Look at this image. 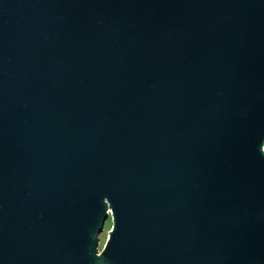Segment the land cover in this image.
Wrapping results in <instances>:
<instances>
[{"label": "water", "instance_id": "1", "mask_svg": "<svg viewBox=\"0 0 264 264\" xmlns=\"http://www.w3.org/2000/svg\"><path fill=\"white\" fill-rule=\"evenodd\" d=\"M263 144L264 0H0V264H264Z\"/></svg>", "mask_w": 264, "mask_h": 264}, {"label": "rangeland", "instance_id": "2", "mask_svg": "<svg viewBox=\"0 0 264 264\" xmlns=\"http://www.w3.org/2000/svg\"><path fill=\"white\" fill-rule=\"evenodd\" d=\"M263 150H264V144H263ZM108 224H107V223ZM106 222H105V224H104V227H103V229H102V231H101V233L99 234V237H101V239H99V237H98V250H99V252L101 251V249L103 248V246H104V244H105V242H106V240H107V237H108V231L110 230V228H111V226L110 225H112V222H111V219L110 218H108L107 220H106ZM107 227H106V226ZM109 226H110V228H109Z\"/></svg>", "mask_w": 264, "mask_h": 264}, {"label": "bare ground", "instance_id": "3", "mask_svg": "<svg viewBox=\"0 0 264 264\" xmlns=\"http://www.w3.org/2000/svg\"><path fill=\"white\" fill-rule=\"evenodd\" d=\"M106 223H107V222H106ZM107 224H108V223H107ZM105 226H106V225H105ZM107 226H108V225H107ZM107 226H106V227H107ZM110 226H111V225H110ZM110 226H109V228H110ZM99 239H101V237H99Z\"/></svg>", "mask_w": 264, "mask_h": 264}]
</instances>
